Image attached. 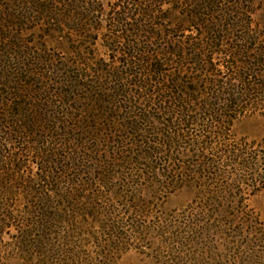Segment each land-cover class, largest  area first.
Segmentation results:
<instances>
[{
	"label": "trees",
	"instance_id": "16d2710c",
	"mask_svg": "<svg viewBox=\"0 0 264 264\" xmlns=\"http://www.w3.org/2000/svg\"><path fill=\"white\" fill-rule=\"evenodd\" d=\"M246 116L264 123V0H0V241L26 264H113L153 238L160 188L195 207L157 234L264 247Z\"/></svg>",
	"mask_w": 264,
	"mask_h": 264
},
{
	"label": "rangeland",
	"instance_id": "374dc122",
	"mask_svg": "<svg viewBox=\"0 0 264 264\" xmlns=\"http://www.w3.org/2000/svg\"><path fill=\"white\" fill-rule=\"evenodd\" d=\"M105 3L113 0H102ZM99 53L103 50L98 46ZM235 139H246V142L261 139L264 136V123L255 116L242 117L234 122L232 127ZM255 140V141H256ZM158 191V192H156ZM156 193H150L152 199L150 207L144 208L139 214V219L148 227H152L154 232L153 238L146 242H136L129 238L128 244L125 245L123 252L117 254L113 264H173L171 259L181 255L179 264H264V247L256 245L234 247L226 244L221 238L219 244L211 242L213 238H202V235H186L187 240L193 238L195 241H185L183 246L177 245L174 240L169 238L170 235L161 236L157 234L161 225L170 226V219L177 221L175 217L184 221L186 214L192 211L195 199L194 193L188 190H182L175 193L169 191L156 190ZM21 192V191H20ZM244 199L254 214L257 215L258 221L264 228V191L254 195L244 194ZM168 214V216H164ZM179 214V216H177ZM138 214H135V216ZM168 222V223H166ZM166 233L168 230L166 229ZM0 241V260L7 264H26L24 261L26 254L21 253L10 246L11 234L5 233ZM227 237V236H226ZM228 238V237H227ZM239 242L244 241L239 239ZM14 257L15 259L11 258ZM5 262V263H6Z\"/></svg>",
	"mask_w": 264,
	"mask_h": 264
}]
</instances>
